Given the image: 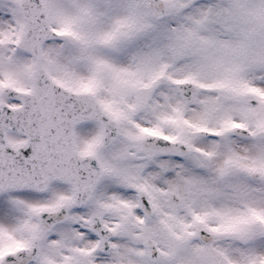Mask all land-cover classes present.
<instances>
[{"label": "snow or ice", "instance_id": "obj_1", "mask_svg": "<svg viewBox=\"0 0 264 264\" xmlns=\"http://www.w3.org/2000/svg\"><path fill=\"white\" fill-rule=\"evenodd\" d=\"M0 264H264V0H0Z\"/></svg>", "mask_w": 264, "mask_h": 264}]
</instances>
